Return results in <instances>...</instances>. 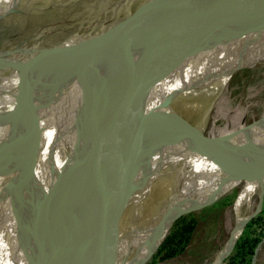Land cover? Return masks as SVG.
<instances>
[{
    "label": "bare ground",
    "instance_id": "obj_1",
    "mask_svg": "<svg viewBox=\"0 0 264 264\" xmlns=\"http://www.w3.org/2000/svg\"><path fill=\"white\" fill-rule=\"evenodd\" d=\"M7 1L9 0H0V15L13 7L7 6ZM131 1L133 0H120L115 5V9L126 11L125 7ZM170 1L174 0H142L138 2L133 16L126 15L114 24L118 35L114 37L108 47L102 45L104 43L96 34V37H90L87 42L79 43L80 46L76 45L79 46L78 48L74 45L66 46L67 44L72 45L71 41H65L66 45L50 47L46 51L43 48L45 51L43 60L46 61L49 68L52 70L60 64L64 66L65 70L63 74L56 77L39 73L35 84L31 85L34 81L30 82L31 84H28L25 89L26 91L39 89V95L35 93L38 95V110L36 111L42 112L45 120L39 121V117H37V126L40 129V134L37 136L42 139V147L45 145V148L38 155L35 165H42L44 162L46 164L41 171L23 182L16 199L17 207L12 213L4 199V202L0 203V264H25L26 262V264H34L29 252L23 261H19L20 254L25 247L29 246L25 220L28 207L33 204L34 194L38 192L51 172L48 165V154L51 147L55 148V163L52 168L55 169L60 165L63 152L70 145L73 132L78 125L77 117L66 129L68 131L73 126V131L67 133L66 136L65 133L54 137L50 134L47 135L56 120L55 118L53 121L54 116L60 110L61 101L77 81L75 78L83 74L90 64H95L97 71L101 55L120 41L128 28L140 19L143 12L158 3ZM92 19L95 20L94 17ZM37 61L39 63V60ZM261 63H264V30L233 37L215 47L194 68L180 76L162 97L161 112L155 121L159 124H155V126L174 138L173 145L161 151L126 147L112 154L95 190L94 246L97 244L100 247L95 257L96 264H111V262L112 264H145L162 244L175 219L188 213H185L187 208L237 187L239 195L234 205L235 229L224 249L214 256V264H220L231 252L241 234L244 223L252 215L251 213L243 214V208H247L254 195L257 196L259 202L264 189V151L247 150L231 143H225L207 154H197L190 151L184 145L183 140L191 133H202L206 129L213 102L236 71L241 70L247 64H253V67H256ZM35 66L40 67L36 64ZM17 70L20 69L17 68ZM25 71L27 70L25 69ZM36 74L34 75L36 76ZM11 78L13 79V76L7 77L0 72V125L4 119L10 118V128L12 129V134H9L8 131L5 141H2L3 143L0 145V159L7 157L37 137L32 132L29 119L22 117L26 114V108L21 109L22 111L19 112L21 116L18 120L13 117L14 112H18L15 104L20 103L21 99L16 95L14 90L16 83ZM68 84L69 87L64 95ZM19 94L21 93L19 92ZM181 105L186 106V114L180 128L174 131L163 126L164 121L161 117L171 113L168 110ZM104 109L100 108L98 111L99 122H104L108 118V112ZM241 137L254 146L264 147V118L250 126L242 133ZM138 151L150 152L169 159L155 174L119 194L117 189L121 176ZM114 193L116 196L111 201ZM161 197H164L163 200L157 205L149 206L151 209L142 218L140 217L141 219L136 221H132V219L129 225L115 228L116 230L112 232H105L107 230L102 229V232L105 233H101L103 225H114L127 221L145 210L153 200ZM256 209H259L258 205ZM20 238H23L22 244Z\"/></svg>",
    "mask_w": 264,
    "mask_h": 264
},
{
    "label": "water",
    "instance_id": "obj_2",
    "mask_svg": "<svg viewBox=\"0 0 264 264\" xmlns=\"http://www.w3.org/2000/svg\"><path fill=\"white\" fill-rule=\"evenodd\" d=\"M261 30L264 0H174L143 12L120 41L101 55L95 79L89 77L79 86L78 125L70 145L55 169V148L51 147V172L28 207L25 229L34 264H96L95 190L112 154L126 147L161 151L173 145L174 138L155 126L163 95L215 47ZM100 108L108 112L104 122L98 121ZM254 123L214 136L204 129L191 133L183 143L197 154H207L225 143L264 151L263 146L241 137ZM72 131L73 126L68 131L63 127L59 134ZM44 148L42 139L36 137L0 159V203L6 201L11 213L24 177ZM263 196L264 189L255 213L261 210ZM260 247L261 242L252 264H256Z\"/></svg>",
    "mask_w": 264,
    "mask_h": 264
},
{
    "label": "rangeland",
    "instance_id": "obj_3",
    "mask_svg": "<svg viewBox=\"0 0 264 264\" xmlns=\"http://www.w3.org/2000/svg\"><path fill=\"white\" fill-rule=\"evenodd\" d=\"M140 1L142 0H133L129 2L125 7L127 9L126 11L115 9V5L119 3L120 0L7 1V6L13 7L0 15V72L7 77L13 76L11 80L16 83L14 84V90L16 91V95L21 99L20 103L15 104L18 112H14L13 117L18 120L21 116L19 112L26 108V114L24 113L25 115L22 117L27 120L29 119V125L32 128L34 136L39 135L40 129L37 126V117H39V121L45 120L43 113L36 111L38 110L37 96L39 95V89L31 91H26L25 89L32 81L34 82L31 85L35 84V79L39 73L50 77H56L61 75V73L63 74L65 70L64 66L60 64L56 65L54 68L56 70H51L46 61L43 60V52L49 50L50 47L58 45L64 46L67 41H71L72 45L67 44L66 46L69 47L74 45L78 48L80 46L79 43L82 44L83 42H87L90 37H96V34L99 35L101 41L104 43L102 45L108 47L114 40V37L118 35L117 30L114 28V24L126 15L133 16L135 8ZM93 17L95 18L94 21L92 19ZM6 57L9 58L8 61ZM37 60H39V63ZM35 64L40 67H36ZM95 67V64H90L86 67L83 74L76 78L74 77L77 81L72 85L67 95L61 101L60 110L54 116L53 121L55 118L56 120L47 135L50 134L52 137L57 136L61 128L65 127L67 129L74 122L76 117L75 110L78 107L79 86L89 77L95 79ZM15 68L20 69L17 70L19 72H17ZM25 69L27 71L24 72ZM33 71L35 72L33 73ZM23 73L25 74L22 75ZM34 74H36V76ZM68 87L69 84L64 90V95ZM168 111L171 113L161 117L164 121L162 125L168 129L177 131L186 114V106L181 105ZM32 113L33 115H31ZM263 116L264 63L256 67H253V64H247L244 68L236 71L231 76L221 94L214 101L205 130L208 135H220L254 123ZM10 123L11 119L7 118L4 119L0 125V145L3 143L2 141H5L8 131L9 134H12ZM35 123L36 125H34ZM134 158L121 176L117 189L119 194L155 174L169 159L142 151H138ZM45 164L44 162L42 165H35L31 168L24 177V179H26L23 180V182L41 171ZM238 195L239 188L233 187L206 201L191 205L185 210V213H188L177 218L171 225L167 235L171 234L173 239L163 245L164 239L153 256L145 264H211L214 256L224 249L230 239L229 238L228 241L225 242L231 229L235 226L234 205ZM115 196L114 193L111 201H113ZM163 198L164 197L153 200L145 210L136 214L137 217L135 215L127 221L114 225H103V227H101V233L115 231L119 227L129 225L132 221L141 219L143 215L151 209L150 207L157 205ZM257 204L258 199L257 196L254 195L247 208H243V214L247 215L251 213L254 214V216L248 220L246 223L247 226L243 228L232 251L220 264H252L254 251L260 242L261 247L257 254L256 264H264V212L260 214L261 210H259L255 213ZM187 228H190V230L187 231L186 237L180 240V233ZM102 229L107 231L102 232ZM19 240H21L22 244L23 238ZM99 249L100 247L97 244L93 247L94 257L97 256ZM28 252L29 246L25 247L20 254V262L25 259ZM231 256L234 258H231Z\"/></svg>",
    "mask_w": 264,
    "mask_h": 264
},
{
    "label": "trees",
    "instance_id": "obj_4",
    "mask_svg": "<svg viewBox=\"0 0 264 264\" xmlns=\"http://www.w3.org/2000/svg\"><path fill=\"white\" fill-rule=\"evenodd\" d=\"M210 198H212V197H210ZM209 198V199H210ZM237 198V197H236ZM206 200H208V199H206ZM206 200H203V201H206ZM202 201V202H203ZM264 212V202H263V204H262V208H261V211H260V214L261 213H263ZM247 226V224L245 225V227ZM190 230V228H187V229H184L181 233H180V235H179V239L181 240L182 238H185L186 237V234H187V231H189ZM244 232V231H243ZM173 238H172V235L171 234H168L167 235V237L165 238V240H164V242H163V245L164 244H166L167 242H169L170 240H172ZM231 258H234L233 256H231Z\"/></svg>",
    "mask_w": 264,
    "mask_h": 264
}]
</instances>
